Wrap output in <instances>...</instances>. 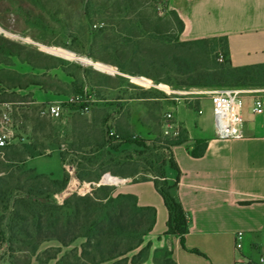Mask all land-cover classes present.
Here are the masks:
<instances>
[{"label":"rangeland","instance_id":"rangeland-1","mask_svg":"<svg viewBox=\"0 0 264 264\" xmlns=\"http://www.w3.org/2000/svg\"><path fill=\"white\" fill-rule=\"evenodd\" d=\"M84 1L87 4L88 0H0V28L3 30H0V35L25 47L34 57L38 58L40 53L46 57L63 59L66 65H81L87 70L86 73L78 70L77 66L72 68V73L79 80L78 88L82 91V97L90 100L88 111H83L79 105L68 106L61 119L47 118L46 121L53 128L49 131L53 137L41 140L47 146L45 156L30 160L20 166V172H16L21 182L16 184L19 186L13 191L11 202L0 208V264H74L77 261L75 257L82 255V244L85 243V240H79L64 246L57 240H47L35 253L25 250L29 244L19 229L32 217L24 215L19 219L20 228L11 231L12 205L16 199L25 198L52 208H63L61 217L66 222L74 210L65 204L74 201L75 196H92L94 189L98 188L97 184L78 180L77 173L84 167L94 169L100 162L109 165L113 160L115 163L132 165L140 163L148 170L153 165L152 170H157L170 160L169 147L161 136L158 122L161 114L176 111L173 101L166 100L167 89H182L176 85L175 76L168 74V68L156 69L151 65V59L142 60L139 56L129 55L131 49L137 50L138 43L145 49L157 43H166L167 39L173 37L170 0H127L131 7L129 10L124 8L126 0H94L95 3L89 9H86ZM116 2H120L121 10L116 9L117 5L114 6ZM102 5L106 6L103 12L107 16L145 18L150 32L140 34L144 35L141 38L127 37L122 26H112L111 22L106 26L101 22L102 19L107 21V16L100 14L99 7ZM104 26L107 27L105 37L92 36V29ZM120 30L123 32L119 33ZM188 57L198 66L206 65L205 59L197 55ZM210 60L211 65L217 63L215 53L210 56ZM114 64H122L126 69L146 76L131 75ZM147 75L170 79L171 83L157 84ZM58 77L56 70L33 68L16 54L1 52L0 49V136L7 135L8 145H29L34 142L31 123L38 117L43 105L33 103L32 91L38 87L52 90L55 96L46 102L78 96L73 78L66 81ZM203 99L210 102L209 95L203 96ZM4 113L9 118L6 123L3 121ZM110 132L115 133L116 137L110 136ZM136 138L143 140L145 146L127 142ZM104 140L110 144L98 150L96 145ZM60 154L65 155L64 164ZM32 169L35 173L28 174ZM11 172L12 169L1 172L0 178L10 183L12 180L8 175ZM65 175H68L69 181L61 192L54 189L44 195H28L24 192L30 184H37V189L45 190L36 176L62 180ZM115 178L124 181L132 179L122 176ZM142 178L152 179L153 176L143 172L137 179ZM87 184L92 190L91 194L81 190ZM121 185L113 187L114 196L119 194ZM40 215L33 221L47 220L46 214ZM135 253L137 251L130 253L129 257ZM156 256L161 257L162 253Z\"/></svg>","mask_w":264,"mask_h":264},{"label":"trees","instance_id":"trees-1","mask_svg":"<svg viewBox=\"0 0 264 264\" xmlns=\"http://www.w3.org/2000/svg\"><path fill=\"white\" fill-rule=\"evenodd\" d=\"M93 3H95L94 0H88L87 4L84 1L86 9H89ZM125 4L124 8L129 10L131 7L127 0ZM114 6L116 9L121 10L120 2H116ZM104 7L106 8L103 5L99 7L100 14L107 16V13L103 12ZM169 15L174 26L173 37L170 40L167 39L166 43H157L145 49H142L141 44L138 43L140 48L137 47L136 51L131 49L129 55L139 56L142 60L151 59V65L156 69L168 68V74L175 76L176 85L181 89L264 88V64L233 66L226 37L181 41L180 37L184 32L185 24L175 10L170 11ZM116 19L117 21H115ZM101 22L106 26L108 22H111L112 26H122V30L127 37L137 36L141 38L144 35L140 34L150 32L147 21L143 17H140V19H129L120 15L117 17L107 16V21L102 19ZM90 26L92 28V23ZM106 26L96 30L92 29V36L95 38L105 37ZM122 30L119 33L123 32ZM0 49L1 52L7 51L9 54H16L23 62L33 68H61L68 77L73 78L74 86L77 88L79 80L72 73V68L77 66L78 70L83 73L87 71L78 64L66 65V61L60 58L46 57L40 53L38 58L34 57L25 47L8 40L2 35H0ZM214 53L216 54L217 63L211 65L210 56ZM192 55L205 59L206 65H196L188 57ZM37 62L41 64H37ZM103 62L108 64L106 61ZM114 65L119 67L121 71L131 75L146 76V74L141 72L126 69L122 64ZM147 78L157 84L171 83L170 79H162L156 75H147ZM77 88L78 95L82 96L81 89ZM80 108L82 109L83 107L80 106ZM46 119L41 116L40 109L38 117L31 123L33 143L29 145L7 144L5 147L0 148V156L2 157L0 158V173L12 169V172L8 175V178L12 180L10 183L0 178V208L11 202L13 191L19 186L16 184L21 182L16 177V172L21 171L20 166H24L32 159L45 156L47 146L41 140L53 137V134L49 132L53 130L52 125ZM161 119L162 114L159 117L158 127L161 136L169 147L168 150L171 156L170 160L159 169L152 170L153 165H151L148 170L140 163L132 165L115 163L111 160L109 165L100 162L94 169L84 167L80 173H77V178L81 182H89L93 185L100 183L104 175V182L107 184L117 183L118 181L114 178L119 176L132 178L135 183L153 182L168 211L167 231L164 236L167 238H178L184 250L201 255L199 251L189 250L186 247V237L189 234L191 217L177 196L181 171L171 148L186 142L183 137L179 140L165 138L162 132ZM124 140L127 139L125 138ZM127 142L139 147L145 146V142L138 138ZM52 143L58 144L57 141H52ZM108 144L110 142L104 140L96 145V148L103 150ZM206 146L205 142H197L195 150L191 151L190 154L194 157H201L206 150ZM64 156V154H60L62 164L65 163ZM169 171L176 173L173 183L169 179ZM143 172L151 174L153 178L138 180L137 177ZM34 173L35 170L32 169L28 174L33 175ZM106 173H110V175ZM36 180L40 181V185L45 189V192L37 189V184H30L25 187L24 191L28 195H44L50 193L53 189L61 192L66 189L69 177L65 175L62 180H50L47 177L36 176ZM113 193V187L99 186L94 189L92 196H75L74 201H68L65 204L66 207L74 210V213L67 217L66 222L61 217L63 208H52L44 203L32 202L25 198L16 199L12 205L11 231H17L20 228L19 219L24 215H29L32 218L28 219L27 224L22 225L21 229H19L27 237L25 241L29 244V247L25 249L27 251L35 253L39 246L47 240H57L64 246H68L73 241L75 243L79 240H85V243L82 244V255L75 257L77 261L74 264H141L147 261L151 254L152 243L146 242L145 238L153 231L156 225L157 210L154 207H140L138 198L133 194H117L114 196ZM40 213L46 214L48 216L47 220L45 222L33 221L35 218H40ZM9 243L11 244L12 241L10 240ZM135 251L137 253L130 258L129 254ZM160 253H162L161 257L155 256L154 258L155 264H177L173 257L172 248L166 247Z\"/></svg>","mask_w":264,"mask_h":264},{"label":"crops","instance_id":"crops-1","mask_svg":"<svg viewBox=\"0 0 264 264\" xmlns=\"http://www.w3.org/2000/svg\"><path fill=\"white\" fill-rule=\"evenodd\" d=\"M170 7L185 24L183 41L226 37L233 66L264 64V0H170ZM53 70L58 78L70 79L61 68ZM245 90L242 139L215 138L208 101L199 105L202 114L181 106L175 111L177 123L194 140L172 152L181 171L177 196L191 217L186 247L201 255L184 250L178 238L164 236L168 211L153 182L114 178L115 185L122 184L119 194H133L140 207L157 210L156 225L145 238L152 243L151 254L141 264H155V256L166 247L172 248L177 264H234L240 255L255 257L264 250V113L253 112L256 98L264 102V88ZM32 92L36 105L55 96L42 87ZM197 142L207 145L201 157L190 154ZM168 176L174 181L176 173L169 171ZM239 232L244 239L238 252Z\"/></svg>","mask_w":264,"mask_h":264},{"label":"built area","instance_id":"built-area-1","mask_svg":"<svg viewBox=\"0 0 264 264\" xmlns=\"http://www.w3.org/2000/svg\"><path fill=\"white\" fill-rule=\"evenodd\" d=\"M222 61V58H221ZM145 81V79H142ZM249 91L241 88H219V89H182L170 90L167 89L166 100H172L173 106L191 107L195 109L198 114H202L199 105L204 100L203 96L209 95L212 104L215 138L218 140H237L244 137V102L243 96ZM176 104V105H175ZM82 106L83 111H88L90 108V100L84 99L81 95L71 96L65 98H57L43 104L41 108V116L51 118L54 120L61 119L64 115V109L68 106ZM253 112L255 114L264 113V102L261 98H256L254 101ZM9 120L6 113L3 114V121ZM162 132L165 138L171 140H179L183 137L186 143H192L193 138L186 132V130L177 123L175 118V111H167L162 114ZM110 136L116 137V134L111 132ZM7 135L0 136V148L5 147L7 142ZM110 174V173H108ZM105 177V175H104ZM104 177L96 186L118 187L114 183L107 184L104 182ZM120 177V176H119ZM76 179V178H75ZM124 181V180H123ZM76 182V180H75ZM125 182V181H124ZM87 188V189H86ZM84 193L91 194L89 184L82 188ZM244 233L239 232L236 235V251H241L243 248ZM234 264H264V250L255 257H245L240 255Z\"/></svg>","mask_w":264,"mask_h":264},{"label":"water","instance_id":"water-1","mask_svg":"<svg viewBox=\"0 0 264 264\" xmlns=\"http://www.w3.org/2000/svg\"><path fill=\"white\" fill-rule=\"evenodd\" d=\"M0 30L3 31L1 28H0ZM80 62H81L82 64H84L81 60H80ZM84 65H85V64H84Z\"/></svg>","mask_w":264,"mask_h":264}]
</instances>
